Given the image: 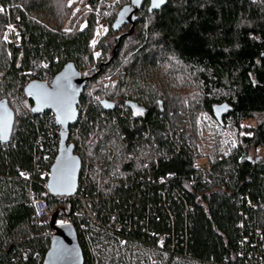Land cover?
<instances>
[{
  "label": "trees",
  "instance_id": "16d2710c",
  "mask_svg": "<svg viewBox=\"0 0 264 264\" xmlns=\"http://www.w3.org/2000/svg\"><path fill=\"white\" fill-rule=\"evenodd\" d=\"M129 3L111 12L95 62L91 16L80 30L63 31L68 0H0V104L15 113L10 143L0 142V264H43L50 248L52 230L37 222L29 193L38 190L37 159L53 149L59 128L50 113L32 114L24 90L36 75L51 83L69 63L87 78L81 135L84 141L90 130L105 135L96 160L111 146L152 164L135 148L143 141L164 151L151 178L130 162L128 183L94 203L104 222H82L85 264H134L133 242L141 238L153 246L145 264H264V160L249 158L264 146V0H169L153 14L146 2L132 34L130 27L115 32L117 14ZM11 23L22 37L12 56L3 39ZM120 105L130 109L121 112ZM240 134L251 143L236 151L231 144ZM197 160L212 164L206 181L193 168ZM166 174L173 178L158 183ZM86 187L93 201L95 190ZM50 205L59 220L76 209L54 198ZM115 210L120 231L109 222ZM160 235L164 249L156 246Z\"/></svg>",
  "mask_w": 264,
  "mask_h": 264
},
{
  "label": "built area",
  "instance_id": "2783aa9c",
  "mask_svg": "<svg viewBox=\"0 0 264 264\" xmlns=\"http://www.w3.org/2000/svg\"><path fill=\"white\" fill-rule=\"evenodd\" d=\"M125 0H68V7L71 9V15L67 20L63 31L66 33H72L80 30L83 26H87L89 22V17L91 16L94 19V33L92 39L90 40V46L93 50V59L95 62H99L103 56V48L100 46L102 40L108 34V28L110 25L111 12L113 9L120 3ZM127 1V0H126ZM3 9V8H2ZM3 13L4 11H0ZM83 12H85V17L83 16ZM3 39L8 45V54L12 56L11 48L15 45L20 46L22 44V37L20 33L19 27L11 23L8 29L3 34ZM95 41V43H93ZM22 52L19 53L17 57V65L20 66L22 59ZM49 67H45V71L48 72ZM81 74L83 72H80ZM84 77V73L82 74ZM31 81H40L45 84H50L47 78H41L40 75H36ZM121 112H127L128 107L120 105L118 108ZM51 114V113H50ZM51 118L53 124H56L54 116L51 114ZM86 113H79V117L77 123L73 126L75 127L73 131V137L75 138V155L81 160V173L79 178V186L76 194L72 197H63V196H52L49 193L48 185L49 180L52 177V168L55 164L58 151H59V131L55 132L54 139H56V143L53 146V149L47 150L43 155V160L41 161L39 158L37 159L38 167H37V175H38V190L31 188L29 193L30 205L35 211V216L37 218V222L39 225L50 226L53 219V212L51 211L50 198H54L59 202H72L75 205V211L70 215V217L65 218L63 220H59V222H64L61 225H72L76 229L79 244L81 247V241L79 237L80 234H84L88 228L82 224V222L88 221L90 219L92 222H95L97 226H102L97 222H104L103 220H98L96 218V214L98 212L94 210V203L104 198L102 195L110 193L116 189V187H121L124 183L127 184L130 180V162H133L134 170L140 172H147L149 177H152V165H159V158L161 154H164V151H160V148L156 141L153 142V146H150L143 141L141 145L136 143V149L141 147V152L147 158H152V160H143L138 155L130 154V157H123L118 153L116 149L111 146H108L107 152L100 155V158L97 159V147L96 144L100 143V139H104V132L101 130H90L87 133L88 139L84 141L83 135H81V125L87 120ZM54 130V129H53ZM137 134H142L144 137L148 135L147 131L135 130ZM95 133H102L99 138L98 136H94ZM79 135V136H78ZM246 137L251 138L253 134H247ZM250 141H245L243 139V134H240L237 138L232 141V148L236 151L245 150L249 147ZM190 144V142H189ZM193 155H197L196 147H192ZM116 158V159H115ZM243 160V156L240 161ZM194 170L197 172L199 176L202 177L203 180H208V173L212 170V164L210 161H199L197 160L193 164ZM22 177L26 179H30L31 174L23 173ZM173 178V174H166V177L158 176L157 182L160 184L165 183V180H169ZM167 182V181H166ZM87 185L95 190V195L93 201L89 194L87 193ZM192 187V186H190ZM194 208L190 207L189 211H193ZM119 212L117 210L113 211V214L110 218L109 222L115 223L117 227V231L121 230V226L118 221ZM74 223V224H72ZM259 233V231H258ZM53 231L51 232V238L53 235ZM260 234V233H259ZM156 246L159 249L165 248V237L164 235H160L157 237ZM134 245V264H145L148 258L146 254L147 249L149 247H153L151 243H147L144 238L137 239L133 242ZM174 248V246H173ZM23 261L26 262V253H23ZM41 259V257H40ZM42 260V259H41ZM156 261H153L155 263ZM85 264V260H84Z\"/></svg>",
  "mask_w": 264,
  "mask_h": 264
},
{
  "label": "water",
  "instance_id": "95a60500",
  "mask_svg": "<svg viewBox=\"0 0 264 264\" xmlns=\"http://www.w3.org/2000/svg\"><path fill=\"white\" fill-rule=\"evenodd\" d=\"M149 2V13L153 14L165 8L169 0H130L117 14L113 24L115 32L130 27V34L134 32L136 14L144 4ZM158 6H154L157 4ZM87 86V78L76 69L72 63L67 64L51 81L45 84L31 81L24 90V94L32 101V114L41 115L51 113L59 128V151L52 168L48 190L52 196L72 197L79 186L81 160L75 155V147L69 143L70 128L78 120L81 98ZM56 96L59 102L50 98ZM70 104L71 118L68 116ZM15 126V113L8 102L0 104V138L2 144H9ZM59 213L53 214L50 225L53 235L50 248L43 264H84L83 251L80 247L76 229L72 225H58Z\"/></svg>",
  "mask_w": 264,
  "mask_h": 264
},
{
  "label": "rangeland",
  "instance_id": "374dc122",
  "mask_svg": "<svg viewBox=\"0 0 264 264\" xmlns=\"http://www.w3.org/2000/svg\"><path fill=\"white\" fill-rule=\"evenodd\" d=\"M259 1V0H258ZM83 74V73H82ZM254 123L249 122L248 125H253ZM249 158L252 161H262L264 160V146L257 147L254 151L250 153Z\"/></svg>",
  "mask_w": 264,
  "mask_h": 264
},
{
  "label": "snow or ice",
  "instance_id": "6c2138e0",
  "mask_svg": "<svg viewBox=\"0 0 264 264\" xmlns=\"http://www.w3.org/2000/svg\"><path fill=\"white\" fill-rule=\"evenodd\" d=\"M162 2H163V0H158V3H162ZM158 3H157V4H154V6H158ZM0 11H4V9L0 8ZM93 43H95V41H94ZM50 98L53 99V100H55V101H57V102H59V98L56 97V96H50ZM67 107H68V109H69L68 116H69V118H71V112H70V107H71V106H70V104L67 105ZM137 112H138V114H141V110L138 109ZM0 138H2V139H6L7 137H6V135H5V136L0 137Z\"/></svg>",
  "mask_w": 264,
  "mask_h": 264
},
{
  "label": "bare ground",
  "instance_id": "6f19581e",
  "mask_svg": "<svg viewBox=\"0 0 264 264\" xmlns=\"http://www.w3.org/2000/svg\"><path fill=\"white\" fill-rule=\"evenodd\" d=\"M64 224V222H59V225Z\"/></svg>",
  "mask_w": 264,
  "mask_h": 264
}]
</instances>
